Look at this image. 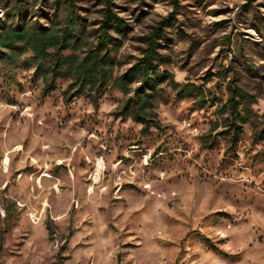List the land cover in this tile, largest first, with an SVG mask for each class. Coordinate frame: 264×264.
<instances>
[{
	"label": "rangeland",
	"instance_id": "obj_1",
	"mask_svg": "<svg viewBox=\"0 0 264 264\" xmlns=\"http://www.w3.org/2000/svg\"><path fill=\"white\" fill-rule=\"evenodd\" d=\"M109 2L0 0V32L60 46L74 19L64 50L0 47V264H264V0ZM106 8L111 65L90 90L69 65L97 52ZM172 12L141 114L139 80L120 83Z\"/></svg>",
	"mask_w": 264,
	"mask_h": 264
},
{
	"label": "trees",
	"instance_id": "obj_2",
	"mask_svg": "<svg viewBox=\"0 0 264 264\" xmlns=\"http://www.w3.org/2000/svg\"><path fill=\"white\" fill-rule=\"evenodd\" d=\"M106 4H110L109 0H104ZM174 6H178L177 0H172ZM174 19V12L170 13L167 18L162 20L158 27L154 30L150 38L148 48L145 50L144 55L139 59V61L134 64L125 74L124 79L120 83V87L124 93H127L129 86L139 80V87L134 89V93L137 94V109L140 110L141 114H151L148 111H145L144 107L149 102V98L155 97V86L166 81V75L158 73V67L153 63L154 58L157 56L156 45L157 39L162 36L163 29ZM116 20V17L110 11L109 8L104 10V18L100 21V33L98 37V50L97 52H91L90 55L84 58L80 63L71 62L69 68H72L77 75L81 78L82 86L88 85L90 90L98 88L100 84L105 82L107 72L104 71L103 66L111 65V60L107 58V55H101L100 53L106 48V45L110 42L109 39V29ZM68 27L64 28L61 32L63 40L59 45L58 37H56L52 31H47L43 27L35 26L32 30H23L17 31L11 26L3 29L0 32V47L7 50L10 54V57L14 55V51L18 48L16 44H20L23 50L29 48L33 52L35 57L45 56V51L48 48H56L57 51L64 50L70 46L69 43H66L65 40L69 35L70 30L74 24V19L71 16L66 18ZM71 60L70 57L66 60ZM64 60V61H63ZM65 62V59L56 58L57 67H61V63ZM54 68H51L48 72L44 73V79L47 80V75H51V82L53 83L54 79L58 75ZM175 87L180 85L174 84ZM183 85L181 88H185ZM145 88H150L154 93L151 95H143L142 91ZM184 92V90L182 91ZM236 89L228 90V114L231 117V122L227 123L225 126L229 130L228 133L231 134L230 140L235 142L240 133L239 124H244L245 121L241 119L240 113L238 110L239 103L237 102V97L239 96ZM188 96H194L192 91L186 93ZM133 119L136 122L144 123V120L137 116L133 115Z\"/></svg>",
	"mask_w": 264,
	"mask_h": 264
},
{
	"label": "bare ground",
	"instance_id": "obj_3",
	"mask_svg": "<svg viewBox=\"0 0 264 264\" xmlns=\"http://www.w3.org/2000/svg\"><path fill=\"white\" fill-rule=\"evenodd\" d=\"M5 162H7V159H6V161Z\"/></svg>",
	"mask_w": 264,
	"mask_h": 264
}]
</instances>
